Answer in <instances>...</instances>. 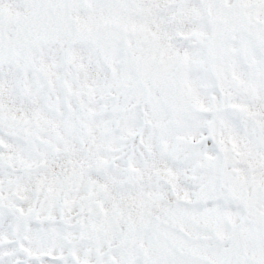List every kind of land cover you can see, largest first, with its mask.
<instances>
[{
    "label": "snow or ice",
    "instance_id": "snow-or-ice-1",
    "mask_svg": "<svg viewBox=\"0 0 264 264\" xmlns=\"http://www.w3.org/2000/svg\"><path fill=\"white\" fill-rule=\"evenodd\" d=\"M0 264H264V0H0Z\"/></svg>",
    "mask_w": 264,
    "mask_h": 264
}]
</instances>
